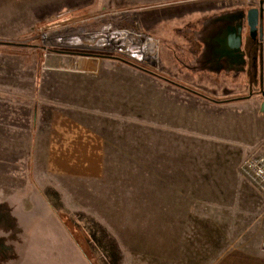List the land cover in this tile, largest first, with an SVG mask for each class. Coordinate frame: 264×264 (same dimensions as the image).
Here are the masks:
<instances>
[{
  "label": "rangeland",
  "instance_id": "obj_1",
  "mask_svg": "<svg viewBox=\"0 0 264 264\" xmlns=\"http://www.w3.org/2000/svg\"><path fill=\"white\" fill-rule=\"evenodd\" d=\"M260 1L0 0V41L44 44L53 51L52 62L59 53L56 51H64L75 54L72 60L86 57L100 63L117 57L135 62L137 66L126 61L134 68L150 71L149 60H143L153 58L157 46L149 37L152 44L145 53L136 37L144 36L140 31L148 32L153 20L169 18L196 28L204 16L246 11L250 5L259 6ZM86 19L93 24L88 33L81 31ZM248 41L254 42L250 34ZM121 45L125 47L119 52ZM126 112L124 124L133 131L140 117L131 115L134 110ZM4 113L0 117H5ZM18 113L14 122L26 124L23 113ZM49 120L44 117L42 127ZM10 136L0 134V190L23 184L21 175L28 168L34 188L41 190L39 184L47 187L46 193L63 210L55 213L63 226L38 224V215L32 223L25 222L24 230L10 231L8 240L22 259L8 264H264L248 256L264 257V194L240 173L242 159L255 153L254 147L237 151L230 149L229 143L217 142L209 144L211 149L166 150L174 160L173 166H166L162 164L165 150H151L150 143L143 142L137 151L126 150L124 167H98L101 175L92 176L85 166H49L47 155L37 149L36 142L26 165L20 161L26 159L25 135H14V144H6ZM180 136L174 137L175 144L181 145ZM41 137L45 138L44 133ZM227 158L237 160L239 186L231 181L220 186L223 182L218 179L234 176L223 164ZM179 162L182 166L178 168ZM115 168L125 172V181L114 180L117 174L108 170ZM157 169L168 174L163 176L166 181H150ZM180 194L184 197H178ZM0 217V229L14 225L11 215Z\"/></svg>",
  "mask_w": 264,
  "mask_h": 264
},
{
  "label": "crops",
  "instance_id": "obj_2",
  "mask_svg": "<svg viewBox=\"0 0 264 264\" xmlns=\"http://www.w3.org/2000/svg\"><path fill=\"white\" fill-rule=\"evenodd\" d=\"M253 7L257 6L204 16L196 28H186L182 21L169 18L153 20L149 31H140L144 36L136 37L143 51L152 44L149 37L157 46V54L143 60H149L150 71L134 68L117 57L100 63L86 57L72 60L75 54L64 51H56L59 53L52 62L53 51L44 44L0 41V113H6L0 117V134L11 135L6 144H14V135H25L26 159L20 161L26 165L36 142L37 149L47 155L49 166H85L92 176L101 175L98 167H124L126 150L137 151L143 142L150 143L151 150H165L162 164L166 166L174 165L166 150L211 149L210 143H229L233 147L229 148L237 151L254 147L256 152H263L264 38L261 42L248 41L247 13ZM82 22L81 31L93 29L88 19ZM239 24L245 28L243 46L233 54L228 48V27ZM124 47L119 46L118 51ZM127 110L140 117L133 131L124 124ZM18 112L23 113L26 124L14 122ZM44 117L50 119L46 128L42 127ZM178 135L181 145L174 143ZM127 141L132 146H127ZM193 142L200 145H185ZM36 155L39 158L40 154ZM225 160L223 164L236 177L228 180L226 174L218 179L223 182L220 186L230 181L239 186L237 160ZM177 165L182 166L180 162ZM112 170L118 176L114 180L125 181L123 170L108 172ZM164 175L168 174L157 169L150 181H166ZM21 176L23 184L0 190V215H11L14 224L0 229L5 231L0 233V264L22 259L8 235L24 230L26 221L32 223L39 215L38 224L63 226L55 217L63 210L46 193L47 187L39 184L40 178L36 180L42 189L37 190L28 168ZM249 254L253 261H264L258 254Z\"/></svg>",
  "mask_w": 264,
  "mask_h": 264
},
{
  "label": "water",
  "instance_id": "obj_3",
  "mask_svg": "<svg viewBox=\"0 0 264 264\" xmlns=\"http://www.w3.org/2000/svg\"><path fill=\"white\" fill-rule=\"evenodd\" d=\"M247 27L254 41L264 38V5L263 1L257 7L250 8L247 13ZM244 25L228 27V48L233 54L238 53L243 46Z\"/></svg>",
  "mask_w": 264,
  "mask_h": 264
},
{
  "label": "built area",
  "instance_id": "obj_4",
  "mask_svg": "<svg viewBox=\"0 0 264 264\" xmlns=\"http://www.w3.org/2000/svg\"><path fill=\"white\" fill-rule=\"evenodd\" d=\"M240 173L264 194V151L255 152L244 159Z\"/></svg>",
  "mask_w": 264,
  "mask_h": 264
},
{
  "label": "trees",
  "instance_id": "obj_5",
  "mask_svg": "<svg viewBox=\"0 0 264 264\" xmlns=\"http://www.w3.org/2000/svg\"><path fill=\"white\" fill-rule=\"evenodd\" d=\"M120 60H125V62L127 61L129 64H131V65H133V66H137V64L135 63V62H133V61H129V60H126V59H121L120 58Z\"/></svg>",
  "mask_w": 264,
  "mask_h": 264
},
{
  "label": "flooded vegetation",
  "instance_id": "obj_6",
  "mask_svg": "<svg viewBox=\"0 0 264 264\" xmlns=\"http://www.w3.org/2000/svg\"><path fill=\"white\" fill-rule=\"evenodd\" d=\"M255 42V41H254ZM256 42H258V41H256ZM261 42V41H260Z\"/></svg>",
  "mask_w": 264,
  "mask_h": 264
},
{
  "label": "bare ground",
  "instance_id": "obj_7",
  "mask_svg": "<svg viewBox=\"0 0 264 264\" xmlns=\"http://www.w3.org/2000/svg\"><path fill=\"white\" fill-rule=\"evenodd\" d=\"M238 21V20H237Z\"/></svg>",
  "mask_w": 264,
  "mask_h": 264
}]
</instances>
